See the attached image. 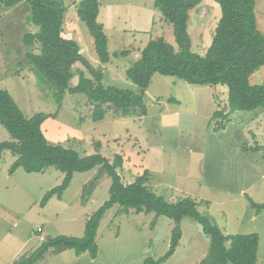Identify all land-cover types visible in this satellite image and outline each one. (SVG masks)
<instances>
[{
  "label": "rangeland",
  "instance_id": "1",
  "mask_svg": "<svg viewBox=\"0 0 264 264\" xmlns=\"http://www.w3.org/2000/svg\"><path fill=\"white\" fill-rule=\"evenodd\" d=\"M81 1L63 0V36L75 41L79 54L103 72L104 87L138 93L125 70L150 40L161 37L176 47L172 26L154 7V0H99L97 20L110 55L109 63L101 64L94 39L76 14ZM28 14L22 3L0 9V89L10 94L25 117L49 115L41 124L46 141L73 149L81 157L99 153L112 162L120 155L123 163L117 172L123 184L133 183L146 171L145 185L155 195L172 203L194 199L198 212L223 235L257 234L255 264H264V211L257 213L247 200L264 203V109L226 114V86H196L154 74L145 92V116H124L105 108L103 120L93 122L94 105L85 94L66 93L57 103L53 91L35 81L25 56L39 53V46L26 47L22 42L24 34L38 31L26 23ZM254 14L264 35V0H255ZM220 15L214 0H202L189 12L192 52H206ZM73 69L84 66L76 63ZM78 79L75 75L69 85L75 86ZM263 81L264 67L249 78L251 85ZM217 111L225 116L214 118ZM218 123L225 126L214 131ZM10 140L0 125V143ZM15 161L9 151L0 156V264L30 257L47 239L82 237L87 218L108 200L111 185L104 174L84 190L99 170L76 173L60 199L53 196L41 206L44 195L58 187L64 175L54 167L42 173H26L22 168L10 173ZM118 210V205L113 206L100 221L95 259L72 250L48 251L35 264H143L161 259L169 250L174 221L154 213ZM179 228L175 252L160 264H198L208 254L210 239L196 221L183 218Z\"/></svg>",
  "mask_w": 264,
  "mask_h": 264
},
{
  "label": "trees",
  "instance_id": "2",
  "mask_svg": "<svg viewBox=\"0 0 264 264\" xmlns=\"http://www.w3.org/2000/svg\"><path fill=\"white\" fill-rule=\"evenodd\" d=\"M214 1L219 5L221 15L210 46L203 55H199L191 50L187 22L189 12L199 6L202 0H154V7L173 28L176 47L161 37L146 44L139 59L125 70L126 79L138 89V93L115 86H103V72L94 69L79 54L75 41L63 36L62 25L66 13L63 0H0V9L6 10L21 3L26 5L29 12L26 23L38 27L36 33H26L22 38L26 47L34 44L39 46V53L28 52L25 56L35 81L52 90L57 103L61 102L66 93L85 94L94 105L93 122L103 120L109 109L124 116H145V92L154 74L175 77L196 86H226V114L264 109V81L260 85L249 83L250 76L264 67V35L257 28L255 0ZM99 5V0H82L76 14L94 39L98 60L101 64H107L110 60L108 39L102 24L97 20ZM122 56H127V53ZM76 63L82 64L84 70H74ZM75 75L79 77L78 83L70 86V80ZM47 116L37 113L30 118L25 117L10 94L0 89V125L11 138L10 141L0 143V156L3 151L16 156L10 173L17 168H22L26 173H42L49 167L60 171L64 175L63 180L58 187L44 195L41 201V206H44L53 196L57 199L62 197L74 174L98 168L93 181L84 190L93 187L106 174L111 179L109 198L87 218L82 237L57 236L44 240L34 254L15 264H35L48 251L58 254L72 250L77 256L87 253L91 259H95L98 254L96 237L100 221L105 212L115 205L119 206L117 213L128 210L154 213L175 223L166 254L157 261L147 259L143 264H160L173 255L181 239L179 224L183 218L196 221L210 239L209 252L198 264L256 263L257 234L223 235L208 217L198 212V203L194 199L184 197L172 203L155 195L145 185L146 171L133 183L123 184L117 172L123 163L120 155H116L110 162L99 153L81 157L73 149L50 145L41 131V124ZM224 116L217 111L213 117ZM224 126L218 123L214 131ZM247 200L257 213L264 211V203L255 204L250 198Z\"/></svg>",
  "mask_w": 264,
  "mask_h": 264
},
{
  "label": "built area",
  "instance_id": "3",
  "mask_svg": "<svg viewBox=\"0 0 264 264\" xmlns=\"http://www.w3.org/2000/svg\"><path fill=\"white\" fill-rule=\"evenodd\" d=\"M40 231H41V230L39 229V230H38V232H40ZM40 239L42 240V239H43V237H40Z\"/></svg>",
  "mask_w": 264,
  "mask_h": 264
}]
</instances>
